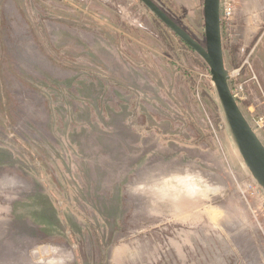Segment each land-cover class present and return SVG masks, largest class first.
Returning a JSON list of instances; mask_svg holds the SVG:
<instances>
[{
    "label": "rangeland",
    "instance_id": "374dc122",
    "mask_svg": "<svg viewBox=\"0 0 264 264\" xmlns=\"http://www.w3.org/2000/svg\"><path fill=\"white\" fill-rule=\"evenodd\" d=\"M205 45L203 0H152ZM221 20L264 145V0ZM206 63L139 0H0V264H264V191Z\"/></svg>",
    "mask_w": 264,
    "mask_h": 264
},
{
    "label": "water",
    "instance_id": "95a60500",
    "mask_svg": "<svg viewBox=\"0 0 264 264\" xmlns=\"http://www.w3.org/2000/svg\"><path fill=\"white\" fill-rule=\"evenodd\" d=\"M139 1L208 66L231 139L255 183L264 191V145L244 117L229 87L230 75L225 68L222 46L220 0H203L204 46L194 40L152 0Z\"/></svg>",
    "mask_w": 264,
    "mask_h": 264
},
{
    "label": "built area",
    "instance_id": "2783aa9c",
    "mask_svg": "<svg viewBox=\"0 0 264 264\" xmlns=\"http://www.w3.org/2000/svg\"><path fill=\"white\" fill-rule=\"evenodd\" d=\"M221 2V16L220 19L224 21V23H228L230 20H232V17L234 15L235 0H220Z\"/></svg>",
    "mask_w": 264,
    "mask_h": 264
},
{
    "label": "trees",
    "instance_id": "16d2710c",
    "mask_svg": "<svg viewBox=\"0 0 264 264\" xmlns=\"http://www.w3.org/2000/svg\"><path fill=\"white\" fill-rule=\"evenodd\" d=\"M205 65V64H204ZM206 66V65H205Z\"/></svg>",
    "mask_w": 264,
    "mask_h": 264
}]
</instances>
